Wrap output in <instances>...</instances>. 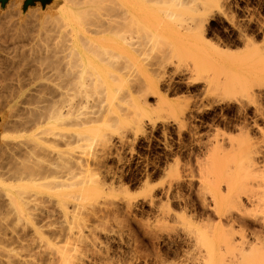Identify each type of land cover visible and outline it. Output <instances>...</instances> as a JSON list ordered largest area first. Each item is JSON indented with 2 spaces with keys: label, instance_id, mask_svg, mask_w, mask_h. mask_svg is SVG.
<instances>
[{
  "label": "rangeland",
  "instance_id": "1",
  "mask_svg": "<svg viewBox=\"0 0 264 264\" xmlns=\"http://www.w3.org/2000/svg\"><path fill=\"white\" fill-rule=\"evenodd\" d=\"M2 2V20L63 4ZM198 2L171 17L157 1L142 11L160 40L135 54L130 78L119 72L110 112L89 126L100 133L72 147L68 182L86 175L71 189L81 198L77 264H247L241 237L263 231L264 0Z\"/></svg>",
  "mask_w": 264,
  "mask_h": 264
},
{
  "label": "bare ground",
  "instance_id": "2",
  "mask_svg": "<svg viewBox=\"0 0 264 264\" xmlns=\"http://www.w3.org/2000/svg\"><path fill=\"white\" fill-rule=\"evenodd\" d=\"M62 1L59 6L61 0H51L49 6H59L58 11L44 17L39 11L25 17L9 11L10 20L0 18V96L6 99L1 106L8 108L0 123V264H77L72 259L84 236L76 227L80 194L71 190L81 178L68 182L79 157H73L72 147L100 133L89 126L99 124L109 111L105 101L119 91V72L127 70L125 77L130 78L135 54L160 40L158 32L156 37L150 33L142 11L157 1L163 5L158 11L171 17L173 9L199 0ZM262 178L256 212L263 231L249 226L240 240L243 250H250L247 264H264Z\"/></svg>",
  "mask_w": 264,
  "mask_h": 264
}]
</instances>
